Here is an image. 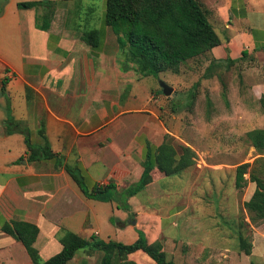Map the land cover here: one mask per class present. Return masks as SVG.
Segmentation results:
<instances>
[{
    "label": "crops",
    "instance_id": "0c3cea01",
    "mask_svg": "<svg viewBox=\"0 0 264 264\" xmlns=\"http://www.w3.org/2000/svg\"><path fill=\"white\" fill-rule=\"evenodd\" d=\"M36 1L40 0H8L0 14V24L12 22L17 30L16 35L8 37L0 32V42L4 43L0 46V74L8 81L14 80L7 87L9 96L18 100L11 107V113L18 116L11 132L14 131L19 144L14 157L0 163V264H32L23 246L1 230L4 221L35 225L38 235L33 246L46 261L61 251L59 238L65 231L83 238L81 235L91 227L90 222H98L96 206L90 205L95 200L87 198L83 190L89 192L109 182L116 185L117 191L125 190L139 180L141 163L166 138L178 149L165 121L156 113L154 104L160 97L154 95V90L145 91L137 102L136 89L146 77L134 72L131 63L124 64L130 61V55L128 51L120 53L117 36L105 25V1L100 20L74 22L68 12L71 4L65 2L42 24L38 23L36 7H17L21 2ZM11 3L16 8L14 21L5 19V10ZM202 3L220 39V45L210 51L211 58L237 60L235 65L250 58H264L262 6L253 10L246 0ZM85 30L98 31L95 46L80 39ZM242 52L246 55L242 56ZM181 71L182 68L178 73ZM243 79L246 85L236 90L230 84L229 92L235 90V97L250 96L260 101L264 97V79L261 82ZM211 87H206L209 94ZM213 87L219 90V84ZM0 89H4L3 84ZM228 102L232 105L230 97ZM244 111L251 116L245 122L264 123L263 110ZM233 120L226 112L214 114L194 131V142L184 143L198 155L200 134L207 130L212 133L209 138L217 137L218 132L230 136L232 130L242 129V125L235 127ZM260 128L264 126L250 130ZM11 132H2L0 139H8ZM26 135L34 147L43 146L46 140L55 156L29 161ZM65 167L77 175L83 190ZM157 174L161 173L155 170L153 177ZM158 182L154 179L141 192H147ZM173 193L181 195L177 189ZM92 235L99 237L100 232L95 229ZM136 239L135 235L133 242Z\"/></svg>",
    "mask_w": 264,
    "mask_h": 264
},
{
    "label": "rangeland",
    "instance_id": "374dc122",
    "mask_svg": "<svg viewBox=\"0 0 264 264\" xmlns=\"http://www.w3.org/2000/svg\"><path fill=\"white\" fill-rule=\"evenodd\" d=\"M7 1L0 0V14ZM40 1L42 3L36 6V16L38 23L42 24L58 5L65 2L71 4L68 12L74 22L100 20L105 0ZM246 1L253 10L260 6L264 8V0ZM10 5L5 10V19L14 21L17 19L16 8L14 3ZM0 32L6 37L17 34L12 22L1 23ZM4 40L8 41V38ZM13 45L16 47V44ZM118 45L121 46L120 53L128 51L125 35L120 34ZM210 51L181 65L180 73L166 71L143 79L136 89L137 102L145 91L154 90V95L160 97V101L154 104L156 113L165 121L176 147L187 146L184 142H194V131H198L202 121L214 114H230L234 117V126L242 125V129L232 130L231 135L225 137L218 132L217 137L209 138L212 133L207 130L199 133L201 136L197 145L201 150L196 154L194 164L174 174H157L155 179L158 184L151 186L147 192H139L132 198L122 190L117 192L112 202L90 201V205L96 206L98 222H90L91 227L81 235L83 238L90 239L96 229L100 232L97 240L111 239L130 244L135 235L137 238L143 232L148 243L158 241L166 258L176 264H264V222L251 224L244 208L255 185L245 174L247 182L241 188L235 186L236 167L244 163L252 164L259 157L245 140V133L254 126H264V123L251 125L250 121L245 122L251 116L246 115L244 110L257 113L262 112V107L260 101L250 96L235 97L236 91L228 90L230 84L236 90L242 84L246 85L244 77L252 82H261L264 79V58H250L239 65H235L237 60H232L236 61L235 64L228 66L230 58L214 60ZM127 63L131 62L124 64ZM13 81L0 74V85L4 86L3 90L0 89V134L11 132L16 124L14 119L18 117L17 113H11V107L18 100L13 95L9 96L7 87V83ZM160 82L173 89L170 96L160 94ZM215 84H219V90L213 87ZM206 87H211V94ZM241 119L244 120L240 123ZM11 134L8 139H0V163L14 157L18 149V138L14 131ZM176 189L180 196L173 193ZM239 235L251 244L250 255L240 250ZM77 254L68 264H81L83 260L86 264H100L102 257L98 251L90 255L82 251ZM128 259L137 264H154L141 252L130 255Z\"/></svg>",
    "mask_w": 264,
    "mask_h": 264
},
{
    "label": "trees",
    "instance_id": "16d2710c",
    "mask_svg": "<svg viewBox=\"0 0 264 264\" xmlns=\"http://www.w3.org/2000/svg\"><path fill=\"white\" fill-rule=\"evenodd\" d=\"M41 3L21 2L17 7L30 9ZM104 21L118 40L120 34L125 35L130 55L128 62L134 65V72L142 77L157 76L166 71L178 73L181 65L220 45V39L209 23L208 11L199 0H105ZM98 35L97 30H85L80 39L89 46H95ZM245 55L242 52V56ZM235 62L228 60V66ZM260 104L264 111V97L260 99ZM245 140L259 157L252 164L244 163L236 167L235 186L241 188L247 182L245 174H248L249 182L255 185L244 208L250 223L256 225L264 222V128L248 131ZM25 144L29 161L55 156L46 140L43 146L34 147L26 135ZM195 159L196 154L191 148L180 145L177 149L171 144V139L166 138L155 153L147 155L141 163L143 171L139 180L123 192L127 197H133L155 179V170L163 175L174 174L192 166ZM65 170L81 187L77 175L67 167ZM83 192L91 200L112 202L118 191L116 185L109 182ZM1 230L23 246L32 264H68L79 251L89 255L101 252L100 264H137L128 259L136 252L143 253L154 264H176L166 258L158 241L148 243L143 232L131 244H123L97 240L94 236L87 240L65 231L59 238L61 251L43 261L33 246L38 235L35 225L23 221H4ZM238 240L240 250L250 255L251 244L241 235Z\"/></svg>",
    "mask_w": 264,
    "mask_h": 264
},
{
    "label": "water",
    "instance_id": "95a60500",
    "mask_svg": "<svg viewBox=\"0 0 264 264\" xmlns=\"http://www.w3.org/2000/svg\"><path fill=\"white\" fill-rule=\"evenodd\" d=\"M160 88H161V93L164 96H170L171 93L173 92V89L168 87L165 83L160 82Z\"/></svg>",
    "mask_w": 264,
    "mask_h": 264
}]
</instances>
